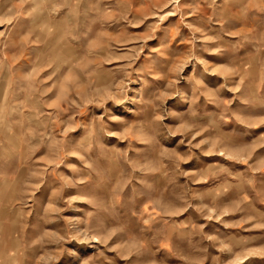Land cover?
Listing matches in <instances>:
<instances>
[{"label": "rangeland", "instance_id": "374dc122", "mask_svg": "<svg viewBox=\"0 0 264 264\" xmlns=\"http://www.w3.org/2000/svg\"><path fill=\"white\" fill-rule=\"evenodd\" d=\"M0 264H264V0H0Z\"/></svg>", "mask_w": 264, "mask_h": 264}]
</instances>
